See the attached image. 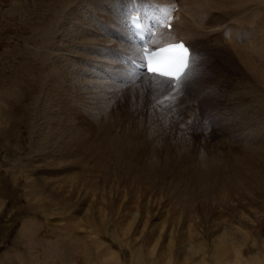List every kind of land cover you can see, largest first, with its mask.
<instances>
[{"label": "rangeland", "instance_id": "rangeland-1", "mask_svg": "<svg viewBox=\"0 0 264 264\" xmlns=\"http://www.w3.org/2000/svg\"><path fill=\"white\" fill-rule=\"evenodd\" d=\"M48 5L0 0V264H264V157L246 158L264 133L250 127L248 102L227 103L241 77L212 56L195 66L206 74L169 102L117 77L109 86L103 67L91 75L85 62L68 69L77 76L71 95L52 90L66 106L51 108L42 100L53 76L42 75L48 65L33 49ZM102 60L107 70L108 55ZM204 89L203 98L193 94ZM193 96L200 107L189 112ZM52 128L56 135L38 139ZM224 178L234 181L229 197L249 188L223 206L216 192Z\"/></svg>", "mask_w": 264, "mask_h": 264}, {"label": "bare ground", "instance_id": "bare-ground-1", "mask_svg": "<svg viewBox=\"0 0 264 264\" xmlns=\"http://www.w3.org/2000/svg\"><path fill=\"white\" fill-rule=\"evenodd\" d=\"M176 1L177 2L174 0H167L160 3L155 0H48L49 5L46 10L48 14L46 17H43L40 23L35 24L37 25L36 27L40 28L39 31L43 34V38L37 41L42 45H39V47L36 45L37 47L33 48L35 50L34 54L37 55L38 53L40 57L42 56L43 58L41 59H43V62H46L48 65L47 73H42V75L47 74L49 77L50 75L53 76V79L51 77L52 86L50 87V90H47L50 93L49 95H44L42 100L43 103L46 104L47 102V104L50 105L49 102L51 101V108L57 106V103L58 105H61L60 103H64L62 100L63 98H60L58 95L54 96L56 98L51 96L53 93L52 90L57 91V89H63L66 98L67 95H71L70 93L68 94L69 88L72 86L74 83L73 81H75L74 78L77 76L75 75L76 72L68 71V69L71 68V65L75 66V69L80 68L81 64H84L85 62L89 64L85 70L87 71L90 69L91 75H98V70L103 67L101 75L105 77L109 86L114 85V82H120L124 85L130 83L131 90H138L140 87L144 86L147 89L154 90L153 92L159 96L161 94L160 99L162 101L166 100L170 102L172 101V94L168 92L169 90L164 96L162 95L163 88L159 85H162L163 83L157 80H150V77L144 74L140 75L137 73L136 75H129L128 70L132 67H130L129 64L124 65L123 61L138 62V60H140L142 47L145 45H150L151 49L154 50L158 48L157 46L161 47L169 43L183 41L191 48V56L196 62L195 66L198 64H204V61L211 59L212 56L214 58L220 57L219 60H226L225 64L229 70L236 72L237 75L241 77V79H235V84L236 86L238 85L236 89L237 91L234 92L233 97L231 96V98L227 100V103L229 102V105L232 106L239 100L245 103L248 102L247 104L252 110V115H250V111L247 109V115L252 116V119L249 117L252 120L250 127H252V130L254 128L256 136L262 135L264 133V0H237L236 4H238V6L231 8L229 7V3L231 2L229 0ZM168 3L171 4L168 6ZM53 4L56 5L54 6ZM52 5L54 8H51L53 7ZM135 14L139 16V19L142 21V25L148 34H152L154 31L156 32L155 37L150 36L143 46L136 44L133 37L130 36L128 30L129 18L131 15ZM161 18H163L166 23H171L173 25L169 31L165 30V25L160 23ZM75 32L78 34L76 35ZM59 34H61V36L70 37L71 42L70 44L68 43V46L64 45V42L59 39ZM41 35L39 37H41ZM114 38L117 40H114ZM64 39L65 38L63 37V40ZM35 41L36 40H34V42ZM76 49L77 51L74 52ZM84 50L85 52L81 53V51L83 52ZM106 55H108L109 58L107 70V64H105L102 60L103 56L105 57ZM51 63H53V65ZM41 66L43 67V65ZM203 68L204 66H201V68L195 72L194 77L191 79L192 82L198 80L202 75L206 74L201 72ZM138 75L140 76V81L143 83L135 82V79L139 77ZM212 75L213 73H210L208 76ZM221 75L223 76V74ZM39 77L41 76L39 75ZM115 77H117V81L114 80ZM220 84L221 82H219L218 85ZM98 86H102L101 82ZM236 86L234 88H236ZM41 92L43 94L42 90L40 93ZM208 92L209 89H204L193 94L196 95L199 93L198 97L201 96L203 98L204 94L206 95ZM248 95H250V98ZM79 96H81V100L86 98L82 93H80ZM71 98H73V100L79 99V97ZM186 101L187 103L185 107L189 112H195L197 107H200L198 101L201 100L197 97L193 96V99L188 98ZM87 102L88 103H86L83 107L84 112L88 111L92 104L91 100ZM66 103H64V106H66ZM247 104L244 107H246ZM185 107L181 108L185 109ZM60 108L63 110L62 107ZM243 112L244 111H242V113ZM56 113L57 112H54L52 114ZM48 116L44 117V122L46 121L47 125L49 124L47 121L51 122L53 119V117L51 118ZM243 116L245 117L244 113ZM52 123L53 122H51V124ZM51 131L52 133H48V136H46L45 130V136L41 132H38V139L41 140V138H43V141L45 139H49L55 134L53 128ZM255 132H253V134ZM254 139L256 140L257 138ZM254 144H252V146L247 144L248 147H250L249 150H247L249 153L246 155V158L250 157L255 160L261 159L260 157L263 158L264 140L259 143L254 142ZM259 146H261L260 148H263V153L260 152V149H258L260 151L257 150ZM257 151L263 155L259 156L260 154L257 153ZM262 166L264 167V163ZM260 169L262 170V168ZM230 180L231 179H228L227 182L225 178L221 180L218 192H216V194L219 195V204L223 206L230 202H236V198L241 197V195H243L249 188L246 187V189H241L237 187L233 191V195L229 197L227 192L229 191V185L234 183V181ZM56 186L57 185H55V187ZM215 191H217V189L214 190V193ZM219 222L216 224L219 225ZM192 252L193 254L196 253L194 251ZM67 258H69V256L66 257V259Z\"/></svg>", "mask_w": 264, "mask_h": 264}, {"label": "snow or ice", "instance_id": "snow-or-ice-1", "mask_svg": "<svg viewBox=\"0 0 264 264\" xmlns=\"http://www.w3.org/2000/svg\"><path fill=\"white\" fill-rule=\"evenodd\" d=\"M160 23L168 29L172 27L163 18H161ZM157 47L159 51L154 49L150 52L147 45H145L144 54L140 56L139 64L132 61V68L128 70V74L136 75V70L140 74H152L153 80L167 84L171 88V98L175 100L194 77L196 62L183 42L170 43L167 47ZM164 54L171 55L167 59H163Z\"/></svg>", "mask_w": 264, "mask_h": 264}]
</instances>
